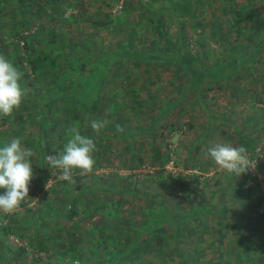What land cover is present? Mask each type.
<instances>
[{
    "label": "rangeland",
    "instance_id": "rangeland-1",
    "mask_svg": "<svg viewBox=\"0 0 264 264\" xmlns=\"http://www.w3.org/2000/svg\"><path fill=\"white\" fill-rule=\"evenodd\" d=\"M37 1L43 0H7L5 3L0 19L9 23L11 29V22L22 16L27 17L28 27L33 31L39 28L29 36L27 47L18 35L3 37L10 42L2 49L3 53L17 40L16 54L25 53L23 69H30L26 58L37 54L41 44L33 38L44 31L41 25L54 27L65 39H57L58 44L45 52L59 54L61 61L67 58L85 78L99 77V84L88 87L85 98L97 101L98 107L93 110L83 100L74 103L73 96L64 95L61 86L65 83L57 85L52 81L48 61L36 64L41 65L40 70H47L33 82L22 72L18 55L13 56L21 72L20 81L29 79L31 82L29 85L19 82L22 88L29 89L30 95H26L24 103L14 112L20 111L29 118L19 128L21 124L13 114L0 117V141L5 136L6 143L19 137L22 147L31 148L36 155L32 158L34 174L29 197L15 213H0V264H100L101 261L106 264L108 258L117 260L116 252L111 255L107 248L117 251L120 246L126 249L136 242L139 250L117 264H257L259 242L254 239L257 236L260 240V237L253 230V224L262 223L264 232V0H206V4L195 0H127V10L124 0H71L74 3L71 6L67 5L68 0H45L42 8ZM188 1L195 3L193 14L202 10L203 28L194 26L198 17L182 9V5L189 6ZM25 2L30 4L29 10ZM99 5L119 20L104 26L93 23ZM222 5L230 6L224 14ZM53 6L65 8L60 13L62 16L51 11ZM14 8L17 11L11 15ZM247 10L252 11V15L243 19L242 26L233 24L232 16ZM141 11L154 18L156 25L141 18ZM52 13L55 20L50 19ZM70 13L77 16L71 18ZM219 15L230 18L224 21L223 35H230L231 44L247 41L249 37L242 36L252 32L250 39L263 41V49L258 57L254 56L259 72L251 65L240 67L243 72L249 67L250 73L241 80L243 86L235 87L225 76L217 81L203 76L199 84L195 82L196 87L187 88L191 68L176 60L162 63L157 59V64H148L139 56L146 47L150 49L151 40L163 42L167 30L180 47L179 53L194 55L193 66L207 71L217 60L226 59L230 53L228 46L234 50L223 44V37L215 29ZM9 25L1 26L7 29ZM16 28L20 33L25 30L22 25ZM181 30L186 37L179 41L177 35ZM204 38L209 41L211 51L201 62ZM100 44L110 51L122 50L121 60L112 63L107 58L103 62L106 68L98 64L92 66L95 63L88 61L90 54L86 48ZM30 45L32 50H29ZM176 45L169 46L168 54H175ZM251 50L252 46L248 51ZM246 57L250 59L248 56L243 59ZM83 60L85 64L81 66ZM91 68L94 71L88 76ZM259 75L262 79L258 81ZM54 85L56 88L51 89ZM251 91L256 93L253 99L246 95ZM49 98L54 99L52 106L45 108ZM64 109L71 110L73 116L65 117ZM54 115L60 117L57 127L49 123ZM93 119L105 125L98 135L90 127ZM149 123L154 125L151 131ZM72 126H77L81 134L92 137L96 143L92 173L81 176L74 170L69 181L59 178L60 169H51L46 164L43 183L41 154L46 162V155H53V149L63 144L59 149L62 153ZM240 142L252 143L254 155L249 154V157L257 161L255 169L248 170L247 175L242 173L237 177L222 171L207 155V150L216 143L239 146ZM43 144L44 148L39 147ZM152 144L159 148L161 156L153 154ZM253 175L262 189L254 187L247 191L248 186L254 185L250 178ZM47 182L49 189L45 187ZM65 189L71 192L66 193ZM74 196H77L78 211L70 217L68 209ZM118 199L122 202L118 203ZM101 203L104 208H97L103 205ZM200 203L212 211L196 212L194 208L199 209ZM152 207L193 215L183 220L184 227L173 219L161 223L163 230L153 229V226H145ZM109 209L114 213L105 215ZM15 217L23 221L24 227L5 233V226ZM122 218H127L132 225L116 224ZM111 222L108 233L112 235L102 236L98 226ZM139 227L144 229L139 230ZM68 230L74 231L78 239L66 253L65 245L72 239ZM39 238L44 241L46 250L35 244ZM19 247L26 249L17 255Z\"/></svg>",
    "mask_w": 264,
    "mask_h": 264
},
{
    "label": "trees",
    "instance_id": "trees-1",
    "mask_svg": "<svg viewBox=\"0 0 264 264\" xmlns=\"http://www.w3.org/2000/svg\"><path fill=\"white\" fill-rule=\"evenodd\" d=\"M195 1L200 2L202 4H204V3L206 4V0H195ZM6 2H7V0H0V11H2V8H4ZM43 2H46V1L43 0V1L39 2V3L37 1L36 3H37L38 6H40L42 8ZM77 2H79V0H77ZM22 3H24V2H22ZM25 3H26L25 8L29 10V7H30L29 5L30 4L27 3V2H25ZM187 3H189V6L187 5V8H186V6L182 5V9L183 10H187V12L190 11V13H192V15L195 16V18L198 17L194 21V26L195 27L201 26V28H203V21H202L203 17H202V14H201L202 10L201 11L198 10L197 12L195 11V14H193L194 13L193 6L195 5V3H193L192 1H190V2L188 1ZM73 4H74L73 1H71V0L67 1V5L71 6ZM124 4H125V8L127 10L128 9V1L124 0ZM191 5H192V8H191ZM100 7L101 6L99 5V8L97 9V12L95 14V17L92 18V22L93 23H95V24H97L99 26L100 25L104 26V25H108V24L113 23V22L115 23L116 20L117 21L119 20L118 17H112L110 11L109 12H104L102 10V8H100ZM226 9H230V6H229V8H227L224 5H222L221 12L224 14ZM12 10H13V12L10 13V14L11 15H15L17 9L14 8ZM64 10H65V8H61V6H59V7L58 6L57 7L53 6L52 9H51L52 12H56V13L58 12V14L62 13L61 11H64ZM99 13H103V15L99 16ZM238 14H240V15L236 14V15L232 16L233 18L232 17L231 18L233 19V24L237 25V27H241L242 26L241 21L244 18L245 19L249 18V16L252 15V11L247 10V11H245V13H241L240 12ZM60 15L62 16V14H60ZM69 16H71V18L72 17L75 18L77 16V14L70 13ZM139 16L141 18H143L144 20L152 22L151 24H153V22H154V20H153L154 18L148 17L147 15H145V13L143 11L140 12ZM63 18H65V17H63ZM50 19L55 20L56 16L52 13L51 16H50ZM229 19L230 18H228V17L222 18L220 16L219 19L216 22L215 29L217 30V32H219V35L221 37H223V39H224L223 44L230 45L232 48H234V50L232 52H236L237 56L236 57H228V58L223 59V60L222 59L217 60L216 64L214 66H212V67H209L207 69V71H202L201 69L197 70V68H195L193 66L194 58H196V57H194V55H192L190 53H187V55L179 53L180 52L179 51L180 47L178 45H176L177 42L176 43L174 42V39L171 38V36H172L171 33H169V31H167V30L164 31L163 42H161V41L159 42L158 40H155V39L151 40L152 42H151V45H150L151 46L150 49L148 47H146V49H144V51L139 52V54H140L139 56L143 57V59L146 60L145 62L148 63V64L155 63V61L157 59H159L160 62H162V63H163L164 60H176L177 62L182 63V65H186V68H189V69L191 68L193 71L191 70V74H190L191 77H190L189 84L187 85V88H190V86L191 87H196L195 82L199 84L200 79L203 76H207L208 78L211 76L212 77L211 80H215V81H217L219 79V77H221V76H225V79H227L228 77L234 76L235 71H237V68L240 69V67L242 65L243 66L244 65L254 66L256 64L254 56L255 55L257 56L258 52L263 49V45H262L263 41L256 42V39L255 40L254 39L253 40L250 39L252 37V35H254L253 32L250 33V34H245V35L242 36V37H247L248 36L249 38L247 39V41H241L239 43L237 42L238 44L237 43L236 44H231L232 40H231L230 35H228V33L226 35H223L224 34V29H225L224 28L225 25H223L225 23L224 21L227 22V20H229ZM3 23H6V24L9 25V23L3 21V19L2 20L0 19V33H1L0 37L2 38L1 41H0V55H4L5 54V57L7 59H9L13 63V65L16 67L17 65H16V63L14 61L15 59L13 58V56L16 54V52L19 49V47H18L19 42H17V40H15L14 44H13V47L10 50L8 49L7 51H5V53H3L2 49L4 47H6L10 43V42H8V40L4 39L3 37L8 39L9 36L18 35V37H21V39H23V46L25 45V47H27V45L29 44L28 43L29 42V39H28L29 36L31 35V33L36 31L39 27L38 26L35 27V30L33 31L32 28L28 27L27 17H25V16H22L19 19H14L11 22L12 23V29H11L10 25H9V28H7V29L3 28L1 26V25H3ZM16 23H19L18 26L22 25V27L25 30L20 33L19 28L18 29L16 28L18 26L15 27ZM153 25H156V24H153ZM41 28H42V30L44 29V31L42 33H40L39 35H37V37L33 38L34 41L41 42V44L39 45L40 50L38 51L37 54L33 53L32 57L30 56V58H28V57L26 58V60L29 62L28 66H30L29 67L30 69H28V70L23 69V68H25V67H23V66H25V64L23 63L24 64L23 65L22 62L24 61L23 58H25V56H24L25 53H23V54L20 53V55L16 54V55H18V60L21 61V64L19 66L21 67V70L23 69L22 72L24 73V75L32 78L31 81L35 82L34 79L38 78L40 75L41 76L45 75L46 70H47V69L40 70L39 66H41V65H36V64L38 62L39 63H44V61L46 60V61H48L50 63L49 69H50L51 74H52L51 75L52 81H56L57 85H59V83L64 81L65 85L61 86L62 90L64 92V95L73 96L74 99H75L74 103L77 102V101L81 102L83 100L84 103L89 105L93 110H97L98 102L97 101H93V102L92 101H87L85 98H87L86 96H87L88 87H90L93 83L99 84L97 82L99 77L94 76L92 79H89V77L85 78L84 74L78 72L77 71V67H75V65H73L71 61H67L66 60L67 58H64V60L61 61L57 57V56H59V54H55L56 55L55 56V55H52V54L50 55L49 53H46L45 51L47 49H51L53 46H56V44H58V43H56L58 41L57 39H62V41H63V39H65V38L60 33H57V31H56V29L54 27H47V26L45 27L44 25H41ZM49 31H50V33H49ZM3 33H5V34H3ZM177 37H178V40L180 41V40H183L186 37V35H185L184 31L181 30L179 32V34L177 35ZM214 39H217V38L215 37ZM18 41H19V39H18ZM202 41H203V44H204L203 45L204 48L201 49V57H200L201 58V62H203L206 59V56L210 54L209 51H211V49L209 47L210 46L209 45V41L207 39H205V38ZM173 44L178 46V49L176 50L174 55H171V54H168V52H169L168 48H169V46H171ZM129 46H130V44H129ZM251 46H252V50L250 52L248 50H249V47H251ZM253 46H255V47L253 48ZM29 48H30L29 50H32L31 45H30ZM107 49H108L107 47H104V45H101V44L96 46V48H91V47L86 48L87 52H89V54H90L89 58H88V61H94V63H95V65H92V66H96V64H98L102 68H106V65L103 62L105 60H107V58H109V61L112 62V63L113 62L116 63L117 60L118 61L121 60L120 58H122V56H123L122 55L123 53H121L122 50L120 52H118V51H110L111 49L110 50H107ZM125 53H127V52L125 51ZM245 56H248L250 59L247 60V57L245 59H243ZM83 64H85L84 60L82 61L81 66ZM155 64H157V63H155ZM100 66H98V70L101 69ZM75 70H76V73H75ZM209 70H210V72H209ZM93 71H94V69L91 68L89 70V72L87 73V75L91 76ZM207 72H209V75H208ZM75 74L77 75L76 79L73 78V76ZM70 80H72V82ZM19 82L23 83L24 81H19ZM24 83L25 84L27 83V85H29L31 82H30L29 79H25ZM69 83H72V84H69ZM260 83L262 84L261 81H260ZM53 87L56 88V86L54 85V86L51 87V89H53ZM48 90L50 91V88ZM72 91H76V92L73 93ZM72 94H76L77 96H74ZM27 95H30V94L27 93ZM31 95H34V94L31 93ZM53 100H54L53 98H49V100L44 104L46 106L45 108H48V107L52 106V101ZM132 100H134L135 102L137 101L136 98H133ZM138 102L142 103L141 100L137 101V103ZM144 102H148V101L144 100ZM23 106H24V104L22 105V107ZM168 107H169V105H168ZM64 111L66 112L65 117L70 116V115L73 116V114L71 113V110L64 109ZM77 114H78V112L76 114H74V115H77ZM13 115H14V118L17 120V122H20V124H21V127H19V128H22V125L24 124L25 119L29 118L28 116H26L25 114L21 113L20 111L19 112L18 111L14 112ZM57 117H58V115L57 116L54 115L52 118L49 119V123H51V125L53 127L54 126L57 127V124L60 123V120H59L60 117H58V118ZM42 120H44V119H42ZM152 120L156 121V118L153 117ZM149 127H150L149 131H151L154 128L153 123H149ZM6 139L7 138L5 136L3 138V140L0 141L1 142L0 147L4 146L6 144ZM242 140H243V137H240V141H242ZM241 145L244 146L247 149L248 155L249 154L251 156L254 155V149H253V146H252L251 142H240L239 146H241ZM46 146H47V143H46ZM39 147L44 148V144L42 146H39ZM62 147H63V144L61 146H57V148L55 147L53 149V155L60 154L59 149L62 148ZM151 148H152L153 154L155 156H157V157L161 156L159 148L156 145L152 144ZM256 164H257V161H256ZM39 165H40L41 181L44 183L45 180H46V177L44 176L45 171H46L45 170L46 162L45 161L43 162L42 154H41V157L39 159ZM245 173L247 175V172H245ZM250 178H252L251 180L253 181L254 185L251 184V186H248L247 187V191H251L252 188H254V187H257L258 189H260V188L262 189L261 184L259 183L258 178L255 175L250 176ZM113 189L119 190L118 188H113ZM65 192L69 193L71 191L68 190V189H65ZM76 199H77V196H74L70 200V207L68 209L69 210L68 215L70 217H73L74 215L77 214L78 209H77ZM121 202H122V199H118V203H121ZM101 204H103V203H101ZM104 206H105L104 204L103 205L99 204L96 207L97 208L98 207L104 208ZM198 207H199V209L194 208L196 210V212H201L202 211V213H203V212H206V211L207 212L208 211H212V210L208 209L209 207L206 204L200 203L198 205ZM168 210L169 209H162L161 207H155V208L152 207V210H151V212L148 215V219L146 221L145 226L146 227L153 226V229H158L159 228V229L163 230L164 227L161 225V223L162 222L164 223L165 221H168V220L171 221V220L174 219L178 223L180 222L179 226L184 227V224L182 223L183 220L185 218H188V217L193 215L191 212L183 213V215H182V214H177V213L171 212V210L169 212ZM112 212L113 211L111 209H109L105 213V215L111 214ZM11 222L7 226H5V233L8 232V231H14L16 227H22V228L24 227L23 221H21L20 219H18L16 217L13 218L11 220ZM112 222H111V224L102 223L101 225L98 226L97 230L99 231V233L102 236L112 235V233H108V230L113 225ZM118 222L122 226H125V225L126 226L127 225L131 226L132 225L127 218L120 219L119 221L116 222V224ZM142 227H139V230L144 229ZM252 228L256 232V234H258L259 237H260V240H258L257 236L254 239L255 242H259L258 243L259 244V249H258L257 257H256L255 260L257 261V264H264V232H263L262 223L258 222L256 224H253ZM68 235H70L72 237V239L69 240V244L68 245H65V249L66 250H63V251L66 252V253L70 252L71 248L74 247V245H73L74 241H76L78 239V237H76V233L74 231H72V230H68ZM159 236L157 237V240H158V242H161V240H160L161 237H159ZM35 244L39 248H43V249L46 248L44 241L41 240L40 238L37 240V242ZM137 244H138V242H136V244L133 247L130 245L126 249L124 248V246H120V249H118L117 251L116 250H112L111 251V250H109L107 248L106 251H108L111 255L116 252L117 260H115V259L110 260L108 258L106 260V262H107L106 264H117V263H120L123 259H126L128 257L131 258L132 257L131 254L134 251L139 250V247H138L139 244L138 245ZM144 247H145V245H144ZM25 249L26 248H24V247H19L18 250H16V254L17 255L21 254L22 252L25 251ZM100 264H104L103 261H101Z\"/></svg>",
    "mask_w": 264,
    "mask_h": 264
},
{
    "label": "clouds",
    "instance_id": "clouds-1",
    "mask_svg": "<svg viewBox=\"0 0 264 264\" xmlns=\"http://www.w3.org/2000/svg\"><path fill=\"white\" fill-rule=\"evenodd\" d=\"M21 72L7 59L0 55V117H8L18 109L27 95L19 81ZM87 118V117H86ZM103 121L91 120L90 127L99 134L104 127ZM122 131V129H117ZM70 137L60 154L46 155V164L51 169H60V177L71 180L73 171L83 176L92 173L95 166L93 153L97 150L94 139L81 134L77 126L69 129ZM35 152L22 147L19 137L12 138L0 147V213H15L29 197V184L33 178L32 162ZM207 155L220 170L239 177L250 169H255L254 162L244 146L228 143H216L207 150ZM49 189V183L45 185Z\"/></svg>",
    "mask_w": 264,
    "mask_h": 264
},
{
    "label": "crops",
    "instance_id": "crops-1",
    "mask_svg": "<svg viewBox=\"0 0 264 264\" xmlns=\"http://www.w3.org/2000/svg\"><path fill=\"white\" fill-rule=\"evenodd\" d=\"M242 21H243V20H242ZM242 21H241V23H242ZM228 48L230 49V53H228V56L226 55V58H228V57H236V56H237V55H236V52H232V50H231V48H230L229 46H228ZM230 54H231V55H230ZM257 66H258V65H254V66H252V67H254V69H255L256 72H259ZM239 70H240V71H239ZM247 70H248V68H247ZM247 70H245V71L243 72L241 69L237 68V71H235L234 76L228 77L230 83H232L235 87L243 86V85H241V80H242L244 77H246V76H250V73H249V71H247ZM238 71H239V72H238ZM237 72H238V73H237ZM236 73H237V74H236ZM255 76H256V78H257L256 73H255ZM260 79H262V78H261V75H259V77H258V81H259ZM261 82H262V80H261ZM230 83H228V84H230ZM235 83H236V84H235ZM251 84H252V83H251ZM234 89H235V88H234ZM236 91H237V90H235L234 92L237 93ZM255 94H256V93H254V91H251V93H247L246 95H247V96H250V95H251V99H253L254 96H252V95H255Z\"/></svg>",
    "mask_w": 264,
    "mask_h": 264
}]
</instances>
